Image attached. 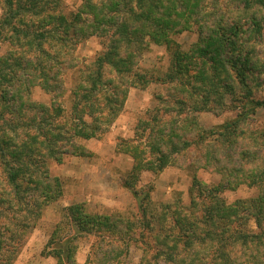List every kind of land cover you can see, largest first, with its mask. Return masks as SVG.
<instances>
[{"label":"rangeland","instance_id":"374dc122","mask_svg":"<svg viewBox=\"0 0 264 264\" xmlns=\"http://www.w3.org/2000/svg\"><path fill=\"white\" fill-rule=\"evenodd\" d=\"M43 2L44 13L23 16L13 25L39 33L36 26L46 14L71 22L81 4ZM9 9L0 0V25ZM51 33L46 43L58 40V31ZM14 38L9 27L1 32L0 58L9 51L7 39ZM109 39V34L93 36L74 46L71 57L79 66L62 75V97L37 87L30 91L29 104L65 124L63 145L52 150L48 146L47 151L45 142L41 154L15 159L24 155L20 152L27 132L12 128L25 120L4 114L13 126L6 130L15 140L8 148L14 157L6 156L7 165H0V264H93L111 251L118 255L113 264H264V67L263 73L250 77L249 93L242 88L209 91L206 80H191L194 65L189 79L164 83L160 79L170 70L171 54L165 46L149 43L137 56V74L150 84L128 89L121 113L103 133L90 140L73 139L72 91L80 71L106 51ZM173 40L177 50L197 56L195 28ZM229 84L233 88L237 80ZM240 96L246 100L239 102ZM251 102L263 105L254 116L246 115ZM236 119L235 128H223ZM177 132L181 141L193 140L178 154L171 151ZM123 142L127 145L119 152ZM213 149L221 155L211 158ZM10 168L20 171L14 181L8 178ZM83 216L90 219L88 224H82Z\"/></svg>","mask_w":264,"mask_h":264},{"label":"trees","instance_id":"16d2710c","mask_svg":"<svg viewBox=\"0 0 264 264\" xmlns=\"http://www.w3.org/2000/svg\"><path fill=\"white\" fill-rule=\"evenodd\" d=\"M80 2L76 13L70 17L71 22L62 15L57 16L55 20L52 15L46 14L47 21L45 19L42 24L36 26L42 31L36 33L22 32L16 28L19 23L13 25L12 22L17 20L22 22L23 16L26 15L38 16L40 12L44 13L43 0H6L10 8L9 15L0 25V34L9 27L15 38L14 41L7 39L9 51L6 56L0 58V165H7L6 156L14 157L8 150L15 137L6 130L13 127L4 121L6 113L14 121L25 120L12 128V132H15L16 127L27 132L24 136L27 144L20 152L24 155L18 154L15 159H27L36 151L41 154L40 145L45 142L47 151L48 146L49 150H52L54 145L61 143L63 145L62 136L65 133L62 135L61 132L65 124L59 117L48 114L43 107L37 108L29 104L28 96L31 89L37 87L56 99L62 97L65 92L62 75L79 66L77 60L71 57L72 49L93 36L105 37L109 34L110 39L106 51L87 63L80 71L78 83L72 91L73 104L69 120L73 117L70 120L73 139L90 140L103 133L121 113L128 89L146 88L150 84L145 75L137 74V56L143 54L149 43L165 46L171 54L170 70L160 79L164 83L175 84L179 78L189 79V67L194 65L193 70L196 74L191 76V80L195 82L200 79L206 80L209 91L217 93L242 88L249 93L253 84L250 77L253 78L259 72L263 73L264 0H80ZM56 3L59 5V1ZM55 21L58 23L56 27ZM26 28L29 29V26ZM193 28L198 34V45L195 49L197 56H190L177 50L173 40V36L189 32ZM55 30L58 31V40L46 43L47 36ZM233 78L237 80V84L232 88L229 83ZM188 84L191 86V83ZM194 92L197 94V91ZM223 94L217 95L216 98L221 99ZM205 98L202 97L203 100ZM232 98L234 99L233 95ZM237 100L243 102L246 97L240 96ZM56 104L58 103H54L55 107ZM262 107V103L251 102L250 109H246V115L254 116ZM53 110L56 111L55 108ZM59 114L56 112V115ZM85 117L90 122H87ZM44 119H48L49 122L44 124ZM237 121L238 119L231 121L223 128L233 129ZM76 128L79 130L76 131ZM47 129L52 131V135ZM230 131L232 132L229 130L225 133ZM238 131L239 129H236L235 135ZM180 136L179 132L175 134V147L171 149L176 154L193 144L191 142L193 140L181 141ZM123 145H127L126 142L118 145L119 152L122 150L120 146ZM135 148L130 149V155ZM221 150L224 153L227 151L223 147ZM162 151L159 152L160 162L164 160ZM133 155L135 156V153ZM218 155H221L220 150L211 151V158ZM33 159L34 157L32 161ZM135 161L140 164L137 158ZM28 164L31 165V162ZM19 172L10 168L9 180H16ZM89 220L87 216H83L82 224H88ZM81 230L84 233V229ZM111 252H109L111 256L105 255L92 263L113 264L118 255L114 251Z\"/></svg>","mask_w":264,"mask_h":264}]
</instances>
